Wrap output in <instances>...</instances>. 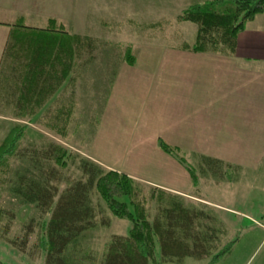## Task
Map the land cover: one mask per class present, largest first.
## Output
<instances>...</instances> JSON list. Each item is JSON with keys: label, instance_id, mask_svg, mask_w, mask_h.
Listing matches in <instances>:
<instances>
[{"label": "rangeland", "instance_id": "rangeland-1", "mask_svg": "<svg viewBox=\"0 0 264 264\" xmlns=\"http://www.w3.org/2000/svg\"><path fill=\"white\" fill-rule=\"evenodd\" d=\"M209 1L213 0H0V146L13 128H23L15 151L0 167V210L4 212L0 221L1 264H44L45 255L39 248L40 228L31 222L33 219L41 224L37 211L33 205L17 198L11 186L25 169H31L30 152L43 150L48 144L66 151L68 166L63 170L66 178L78 180V165L80 159H85L104 172L114 171L132 179L137 186L132 200L147 208L151 215L158 205H165L156 202L160 191L170 196L175 194L184 206L192 204L189 206L219 220L221 227L200 221L197 228L201 231L204 223L214 226L217 241L210 246L212 255L231 245L215 264H264L262 107L255 113L254 126L252 123L243 129L234 125L226 127L227 116L214 118L204 130L209 129L215 136L201 140L196 147L188 135L194 128L189 129V124L182 122L190 114L184 113L189 105L185 101L187 97L178 107L183 113L176 116L182 120L174 121L165 107L153 106L152 100H148L150 90V95L160 94L161 104L166 105L167 97L175 100L169 94L178 85L185 94L195 85L192 93L197 90L211 94L222 89L220 73L228 64L218 59L232 58L235 52L230 55L221 45L206 53L191 52L188 48L195 43L197 27L179 20L186 10ZM260 15L264 14L257 16ZM13 26L64 31L65 35L81 40L87 51L73 59V67L60 69L65 81L46 104L48 113L35 110L31 121L23 118L24 105H17L24 102L22 83L26 75L22 80H14V74H23L21 63L13 57L5 61L2 55ZM19 41L14 43L13 52L24 61L28 58L23 54L26 51L20 49ZM191 54L205 60H199L197 67ZM129 55L132 60L128 59ZM230 69L225 68L226 77ZM131 84H135L134 102L126 108ZM236 84L228 78L225 90L235 92ZM138 97L143 98L138 101ZM193 100L204 102L205 98ZM179 131L180 137L175 134ZM170 136L181 145L172 144ZM159 141L177 149L189 166L212 156L221 161L223 169L231 171L216 175L208 170L204 177L199 174L195 183L175 157L159 148ZM66 186L63 182L59 192ZM126 200L120 201L127 204ZM92 202L104 210L103 216L109 224L108 227L97 225L80 236L78 243L84 256L78 264H97L108 240L114 235L125 237L130 228L127 220L115 218L106 211L95 191ZM28 227L32 228V234L25 239L23 253L15 249L14 243L24 239ZM209 263L208 259L186 258L176 264Z\"/></svg>", "mask_w": 264, "mask_h": 264}, {"label": "trees", "instance_id": "trees-1", "mask_svg": "<svg viewBox=\"0 0 264 264\" xmlns=\"http://www.w3.org/2000/svg\"><path fill=\"white\" fill-rule=\"evenodd\" d=\"M259 14H264V0H213L186 10L179 20L197 27L195 43L188 48L191 52L206 53L208 49L217 50L221 45L232 55L239 33ZM9 32L3 60L8 61L13 57L21 63L20 69L26 75L22 83V105L26 108L23 118L28 117L31 121L35 110L42 109L45 114L48 113L45 102L61 89L65 81V77L59 73L60 69H70L75 64L73 59L80 58V52L87 51L81 40L65 35L64 31L13 26ZM17 39L20 40V49L26 51L23 54L28 59L24 61L13 52ZM87 50L89 52L90 47ZM22 131V127L16 126L3 141L0 146V167L6 164L7 157L15 151ZM159 148L175 157L195 183L198 182L199 174L204 177L208 170L216 175L231 171L230 168L223 169L221 161L209 158L189 166L177 149L169 148L162 141H159ZM30 153L31 169H25L16 178L11 191L37 211L41 224L33 219L31 222L40 228L39 248L45 255L44 264H78L84 256L82 246L78 243L80 236L97 225L108 227V219L103 216L104 210L92 202L93 191L101 197L107 212L130 223L125 237L114 235L108 240L97 264H176L186 258L198 261L208 259L209 264H215L230 250L229 244L212 255L210 246L217 238L214 226L204 223L201 231L197 228L200 221L212 222L218 227L222 223L191 207L192 204L184 206L181 198L175 194L170 196L159 191L156 202L165 205H158L151 215L147 208L132 200L137 186L124 174L104 172L95 163L80 159V177L73 181L63 174L68 166V156L60 146L48 144L43 150ZM51 163L53 165L49 166ZM63 182L67 186L59 192ZM123 198L127 199V204L120 201ZM3 215L4 212L0 210V221ZM31 234L32 228L28 227L24 239L14 243L15 249L24 253L26 240ZM88 260L91 261L90 258Z\"/></svg>", "mask_w": 264, "mask_h": 264}, {"label": "crops", "instance_id": "crops-1", "mask_svg": "<svg viewBox=\"0 0 264 264\" xmlns=\"http://www.w3.org/2000/svg\"><path fill=\"white\" fill-rule=\"evenodd\" d=\"M264 15L257 16L252 22H248L245 26V29L239 33L236 39V51L232 58H221L218 60H222L227 62V66H223L221 69V80H222V89L216 91L215 93L208 94V91L199 92L196 90L195 93H192L196 89V85L194 88L190 87L188 93L180 91V85L174 89L171 94V97L175 98V100L167 97L165 104L162 105L160 102L159 95L160 94H151L150 90H148V100H152L153 106L165 107L166 113L170 112L172 121L174 120H182V118L176 117L177 114L183 113L181 107L182 101L185 99L189 105L185 108L184 113L190 112L187 114V117L182 121L185 125L186 122L189 124V129L194 128V130L189 132V138L194 146H200L202 142L206 139H211L214 137V133L209 132V129L204 130L208 125H211L213 120L218 118H223L227 116V120L229 122L226 127L234 125L236 128H247L250 124L255 122V113L257 110H264ZM197 33V31H196ZM237 53V55H235ZM193 56V54H191ZM194 63L198 67L199 60H205V58H198L196 55L193 56ZM1 58V56H0ZM225 68L230 69V75L228 76V71H225ZM163 74V71H162ZM160 74V75H162ZM180 74V72H179ZM182 75V74H181ZM24 74L18 75L14 74V80H22L24 78ZM182 75V79H183ZM235 80L237 82L235 92H229L225 90L226 81ZM252 80V83L249 81ZM134 82V81H133ZM134 86L135 84L130 85V93L127 94L126 98L129 100L125 103L126 108L132 107L134 99L132 95L134 94ZM192 91V92H191ZM237 91V93H236ZM162 93V92H160ZM247 93V94H246ZM138 96V91H136ZM55 95V94H54ZM234 97H231L233 96ZM142 95L140 94L139 97ZM244 96V97H243ZM53 97V95H52ZM52 97L50 99H52ZM137 98L140 101L142 98ZM194 97L205 98L204 102H196L193 100ZM154 98V99H153ZM229 98H233L230 101ZM248 98V100H245ZM49 99V100H50ZM237 99V100H236ZM45 102V105L49 102ZM137 101V104L139 102ZM221 103V104H220ZM17 105H22V102H19ZM129 105V106H128ZM152 106V109H154ZM228 107L229 109H225ZM217 108H221L217 111ZM209 110H213V113L209 112ZM215 110V111H214ZM152 112V110H150ZM156 113V112H154ZM204 113H208L209 115L205 116ZM128 114V113H127ZM215 118V119H214ZM162 119V118H158ZM163 120V119H162ZM165 121V120H163ZM249 121V124L246 122ZM205 126H204V125ZM176 126H179L178 122ZM254 126V123H253ZM200 127V129H199ZM221 127H223L221 125ZM168 129V128H166ZM169 130V129H168ZM208 131V132H207ZM180 137L182 134L181 131L175 133ZM169 137V135L167 136ZM206 138V139H205ZM205 139V140H203ZM172 144L181 145L175 137L169 138ZM201 140H203L201 142ZM212 159H216L212 156L208 157Z\"/></svg>", "mask_w": 264, "mask_h": 264}]
</instances>
